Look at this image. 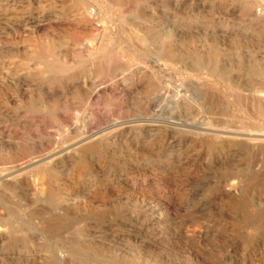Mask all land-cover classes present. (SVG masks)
<instances>
[{
    "label": "rangeland",
    "instance_id": "rangeland-1",
    "mask_svg": "<svg viewBox=\"0 0 264 264\" xmlns=\"http://www.w3.org/2000/svg\"><path fill=\"white\" fill-rule=\"evenodd\" d=\"M260 92L264 0H0V264H264Z\"/></svg>",
    "mask_w": 264,
    "mask_h": 264
},
{
    "label": "bare ground",
    "instance_id": "bare-ground-1",
    "mask_svg": "<svg viewBox=\"0 0 264 264\" xmlns=\"http://www.w3.org/2000/svg\"><path fill=\"white\" fill-rule=\"evenodd\" d=\"M117 61H118V60H117ZM114 66H115V65H114ZM117 66H118V65H117ZM112 68H113V67H112ZM116 68H117V67H116ZM260 93H262V92H260ZM261 95H263V93H262ZM263 96H264V95H263ZM263 96H262V97H263ZM170 123L175 125L176 121L173 120V121H170ZM176 124H177V123H176ZM101 130H102V129H101ZM97 131H98V130H97ZM100 133H101V132H100ZM217 135H218V134H217ZM262 135H263V134H262ZM247 136L252 138V137H253V134H248ZM254 136H255V135H254ZM86 137H87V136H86ZM86 137H85V138H86ZM259 137H260V135H259ZM217 138H218V137H217ZM254 139H256V137H255ZM261 140H262V139H261ZM259 143H260V142H259ZM245 199H246V198H245ZM247 200H248V199H247ZM251 218H252V217H251ZM253 220H254V219H253ZM258 229H259V228H258Z\"/></svg>",
    "mask_w": 264,
    "mask_h": 264
}]
</instances>
